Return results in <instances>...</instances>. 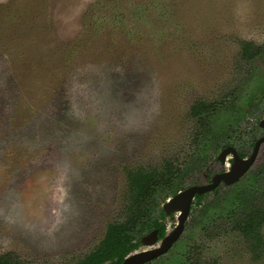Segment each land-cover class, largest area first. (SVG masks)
<instances>
[{"label": "rangeland", "instance_id": "374dc122", "mask_svg": "<svg viewBox=\"0 0 264 264\" xmlns=\"http://www.w3.org/2000/svg\"><path fill=\"white\" fill-rule=\"evenodd\" d=\"M244 42L264 50V0H0V254L69 264L94 250L124 218L128 171L189 166L203 151L196 103L241 111L261 99L264 55L247 63ZM263 108L240 114V129ZM222 117L217 134L234 120ZM206 151L209 164L186 188L230 168L231 157L223 166L219 149ZM263 166L264 146L246 177L204 202L227 195L229 204L255 185L264 194L252 175ZM195 205L181 238L150 264L189 254L264 264V251L256 259L240 233L216 216L203 221ZM178 216L166 219L168 233Z\"/></svg>", "mask_w": 264, "mask_h": 264}, {"label": "trees", "instance_id": "16d2710c", "mask_svg": "<svg viewBox=\"0 0 264 264\" xmlns=\"http://www.w3.org/2000/svg\"><path fill=\"white\" fill-rule=\"evenodd\" d=\"M264 55V50L252 42L242 44L241 57L247 63ZM264 88L261 90V92ZM264 94V91L262 92ZM260 97V96H259ZM258 105V104H257ZM254 105V107H258ZM253 107V105H252ZM234 110L231 102L196 103L191 109V115L197 119L201 127L196 138L203 151L197 154L194 162L189 166H182L167 162L161 169L147 170L140 168L128 171V198L123 210V220L107 227L102 241L76 263L69 264H122L124 259L140 247L143 235L158 230L159 237L166 235L165 220L167 216L162 211V203L185 189L191 184L194 173L207 166L209 155L206 150L216 151L226 144L234 134H217L210 127L211 117L225 116ZM250 113V109H237V115ZM240 119V118H239ZM241 119L239 120L240 123ZM246 143L242 146L245 149ZM241 156L245 154L240 153ZM208 161V162H207ZM254 178L264 181V166L254 173ZM234 186V185H233ZM233 186L226 187L227 191ZM217 191V190H216ZM224 192V194L227 193ZM260 185L242 188L236 191L233 201L227 204V195L208 203L204 202L208 194L196 197V208L200 209L201 219H212L213 216L224 220L227 228L238 232L248 242L251 252L256 259L262 257L264 251V194ZM193 205V207H194ZM217 208V209H216ZM216 210L217 212L213 211ZM215 213H211V212ZM215 219V218H214ZM219 223V222H218ZM0 264H28L20 260L14 253L0 254ZM183 264H209L198 256L186 255Z\"/></svg>", "mask_w": 264, "mask_h": 264}, {"label": "water", "instance_id": "95a60500", "mask_svg": "<svg viewBox=\"0 0 264 264\" xmlns=\"http://www.w3.org/2000/svg\"><path fill=\"white\" fill-rule=\"evenodd\" d=\"M261 125L264 127V119L261 121ZM263 143L264 137L256 142L254 150L248 158L240 157L233 147L225 148L218 156V159L225 163L227 156L231 154L233 160L230 169L214 175L208 184L190 186L170 197L163 204L162 209L166 215L179 214L176 227L171 232H167L162 239H159L157 230L144 235L140 240V247L146 249H138L132 252L124 259L122 264H146L166 255L181 238L195 197L213 191L221 183L225 186L237 183L256 162Z\"/></svg>", "mask_w": 264, "mask_h": 264}, {"label": "flooded vegetation", "instance_id": "af4514ba", "mask_svg": "<svg viewBox=\"0 0 264 264\" xmlns=\"http://www.w3.org/2000/svg\"><path fill=\"white\" fill-rule=\"evenodd\" d=\"M259 58H257V59H255L254 61H257ZM264 91V90H263ZM256 100V99H255ZM254 100V101H255ZM232 103V102H231ZM258 104V105H257ZM252 105H253V107H252ZM254 105H257L258 107L256 108V107H254ZM236 107L237 106H234V110L233 111H231L229 114H227V115H231V116H234V120L233 121H228L227 119H225V120H223V122L226 124V127L223 129H221V130H216V131H219L220 133H222V134H234V135H232L230 138H229V144L227 145H225L224 147H222V148H220L219 150H220V153L225 149V148H228V147H233L237 152H238V154L240 155V157H242V158H248L250 155H251V153L253 152V150H254V147H255V144H256V142L259 140V139H261V138H263L264 137V127L261 125V121L264 119V117L261 119V120H257V122H256V124L253 126V127H251V128H244V129H240V127H239V125H240V123H239V115H237V109H236ZM261 107H264V94H262L261 95V99L260 100H257L256 102H254V103H252L250 106H249V108H250V113H248L247 114V112L245 113V116L246 115H251V116H253V117H257V115H256V112H257V110H260L259 108H261ZM249 108H247V110H249ZM263 114H264V108H263ZM256 115V116H255ZM223 117L222 116H214V117H211L210 119H211V121L213 122V121H218V120H220V119H222ZM196 119V118H195ZM212 122H211V124H210V127L213 129L214 127H213V124H212ZM219 122V121H218ZM244 137L245 138H247V139H244ZM239 143V149H237L236 148V145ZM247 144L246 145V147H245V149H242L241 150V148H242V146L244 145V144ZM264 146V143L262 144V146H261V148ZM249 149H251L252 151H251V153H250V155L249 156H247V152L249 151ZM210 150V149H209ZM261 150V149H260ZM220 153H219V155H220ZM240 153H244L245 155L244 156H241V154ZM260 153V152H259ZM218 155V156H219ZM229 157H231V164H232V160H233V158H232V155L231 154H229L228 156H227V158H226V160H225V163H223L222 161H220L219 159H218V157H217V160L223 165V166H226V164H227V160L229 159ZM258 159V158H257ZM257 161V160H256ZM256 163V162H255ZM255 163L252 165V167L248 170V172L241 178V179H243L244 177H246L248 174H249V172L253 169V167H254V165H255ZM230 169V168H229ZM228 170V169H227ZM224 172V171H223ZM219 173H222V172H219ZM219 173H216V174H219ZM216 174H214V175H216ZM213 175V176H214ZM212 179V178H211ZM240 179V180H241ZM240 180L237 182V183H239L240 182ZM211 182V181H210ZM209 182V183H210ZM237 183H235V184H233V185H236ZM233 185H231V186H233ZM222 187H230V186H225L223 183H221L216 189H214L213 191H211V192H208V193H205V194H210V193H212V192H217V191H219ZM186 189V188H185ZM184 190V189H183ZM217 190V191H216ZM182 191V190H181ZM178 193V192H177ZM176 193V194H177ZM175 194V195H176ZM201 195H204V194H201ZM172 196H174V195H172ZM172 196H170V197H172ZM198 196V195H197ZM196 196V197H197ZM170 197H168L166 200H165V202L170 198ZM196 197H195V199H194V201L196 200ZM193 201V202H194ZM165 202H163L162 203V206H163V204L165 203ZM193 203H192V206H191V211H192V207H193ZM162 206H161V208H162ZM162 211H163V209H162ZM190 211V212H191ZM164 212V211H163ZM165 214V213H164ZM166 215V214H165ZM174 214H170V215H166L167 216V218L168 217H170V216H173ZM190 215V214H189ZM166 218V219H167ZM165 224H166V220H165ZM166 227H167V224H166ZM157 230V229H156ZM158 231V230H157ZM166 233H167V230H166ZM148 234V233H147ZM146 235V234H145ZM158 235H159V232H158ZM144 236V235H143ZM142 236V237H143ZM159 239H162V238H160L159 237ZM141 240V239H140ZM173 247V246H172ZM140 248V247H139ZM162 257V256H161ZM160 258V257H159ZM159 258H157V259H159ZM157 259H155V260H153V261H151V262H154V261H156ZM151 262H148V263H146V264H150Z\"/></svg>", "mask_w": 264, "mask_h": 264}]
</instances>
